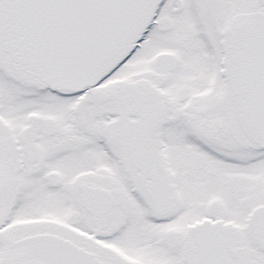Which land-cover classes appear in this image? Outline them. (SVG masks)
<instances>
[{"label":"snow or ice","instance_id":"6c2138e0","mask_svg":"<svg viewBox=\"0 0 264 264\" xmlns=\"http://www.w3.org/2000/svg\"><path fill=\"white\" fill-rule=\"evenodd\" d=\"M0 264H264V0H0Z\"/></svg>","mask_w":264,"mask_h":264}]
</instances>
